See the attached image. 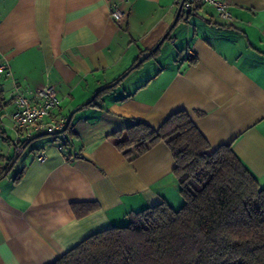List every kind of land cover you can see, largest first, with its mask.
I'll use <instances>...</instances> for the list:
<instances>
[{
  "label": "crops",
  "instance_id": "crops-1",
  "mask_svg": "<svg viewBox=\"0 0 264 264\" xmlns=\"http://www.w3.org/2000/svg\"><path fill=\"white\" fill-rule=\"evenodd\" d=\"M224 1L230 20L177 0H0V115L14 93L49 84L70 116L62 151L38 133L0 177V264H50L130 212L182 204L163 142L129 161L108 138L137 121L158 128L185 110L211 150L231 144L264 185V0ZM13 134L0 123V165ZM82 202L98 206L77 217Z\"/></svg>",
  "mask_w": 264,
  "mask_h": 264
},
{
  "label": "trees",
  "instance_id": "trees-1",
  "mask_svg": "<svg viewBox=\"0 0 264 264\" xmlns=\"http://www.w3.org/2000/svg\"><path fill=\"white\" fill-rule=\"evenodd\" d=\"M108 138L129 161L163 142L182 204L175 208L162 200L130 212L124 224L87 236L50 264H264V185L231 144L211 150L185 110L158 128L137 121ZM14 157L0 165V177ZM71 206L82 217L98 205Z\"/></svg>",
  "mask_w": 264,
  "mask_h": 264
},
{
  "label": "built area",
  "instance_id": "built-area-1",
  "mask_svg": "<svg viewBox=\"0 0 264 264\" xmlns=\"http://www.w3.org/2000/svg\"><path fill=\"white\" fill-rule=\"evenodd\" d=\"M177 2L186 14L192 12L198 4H202L212 6L217 15L223 20L232 18L229 6L224 0H177ZM110 15L115 21H120L123 18V12L116 5L112 7ZM0 74L4 76L10 74L7 62H0ZM12 96L15 109L1 114L0 123L5 124L6 121L9 129L14 133L8 140L13 156L20 154L23 151L24 144L34 135L43 132L50 135L57 143L55 145L56 149L62 151L63 142H59V133L65 127L67 118L56 113L61 100L55 88L46 84L24 93L16 92ZM36 158L39 161L45 160V152L43 150L39 151Z\"/></svg>",
  "mask_w": 264,
  "mask_h": 264
},
{
  "label": "water",
  "instance_id": "water-1",
  "mask_svg": "<svg viewBox=\"0 0 264 264\" xmlns=\"http://www.w3.org/2000/svg\"><path fill=\"white\" fill-rule=\"evenodd\" d=\"M180 10H181V5H179L178 12H179ZM141 60H142V58L140 59V61H141ZM69 120H70V116H69V118H68V120H67L66 125L68 124ZM66 125H65V126H66ZM64 128H65V127H64ZM64 128H63V129H64Z\"/></svg>",
  "mask_w": 264,
  "mask_h": 264
}]
</instances>
